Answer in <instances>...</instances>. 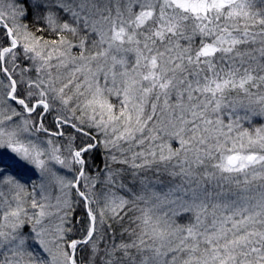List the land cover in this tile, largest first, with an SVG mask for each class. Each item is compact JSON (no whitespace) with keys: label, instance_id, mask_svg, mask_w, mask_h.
<instances>
[{"label":"snow or ice","instance_id":"obj_1","mask_svg":"<svg viewBox=\"0 0 264 264\" xmlns=\"http://www.w3.org/2000/svg\"><path fill=\"white\" fill-rule=\"evenodd\" d=\"M0 264H264V0H0Z\"/></svg>","mask_w":264,"mask_h":264}]
</instances>
